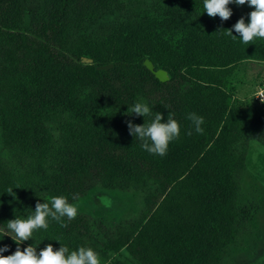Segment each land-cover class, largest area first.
<instances>
[{"label":"trees","instance_id":"16d2710c","mask_svg":"<svg viewBox=\"0 0 264 264\" xmlns=\"http://www.w3.org/2000/svg\"><path fill=\"white\" fill-rule=\"evenodd\" d=\"M22 1L0 0V118L7 145L34 163L14 170L0 157V225L27 218L53 196L71 202L97 179L108 188L150 184L158 189L146 197L141 218L116 239L109 235L108 249L125 248L140 264H219L249 216L236 206L246 144L264 138V112L240 104L230 80L237 64L264 62V39L246 45L233 27L250 18L230 7L228 20L210 17L204 0L131 8L121 0H41L24 30ZM115 11L124 14L69 47L77 31ZM145 59L169 79L158 80ZM138 98L152 109L140 125L157 113L162 122L171 113L180 123V137L163 157L144 151L117 117ZM193 112L204 118L202 134L187 119ZM52 126L71 146L47 164ZM64 220L67 227L49 218L28 244L0 231L2 254L29 245L39 253L49 243L100 252L88 216Z\"/></svg>","mask_w":264,"mask_h":264},{"label":"rangeland","instance_id":"374dc122","mask_svg":"<svg viewBox=\"0 0 264 264\" xmlns=\"http://www.w3.org/2000/svg\"><path fill=\"white\" fill-rule=\"evenodd\" d=\"M41 0L22 1L24 7L23 24L21 29H26L36 13ZM127 8L147 3L149 0H121ZM229 7L236 13L243 14L250 18L249 14L253 7L245 3L237 5L230 3ZM123 11H115L103 15L93 23H89L82 30L77 31L69 44L70 48L81 43V38L96 36L106 24L118 20L123 16ZM91 38V37H90ZM88 58L83 57V63H89ZM231 83L234 87V94L240 104L252 106L258 111L264 112V102L259 97L264 96V63L259 61H244L234 67L231 74ZM145 102L142 98L138 101ZM137 101V102H138ZM238 102V103H239ZM146 103V102H145ZM122 122L128 126L139 124L146 117L136 114H127V111L117 115ZM0 118V157L8 166L14 170H23L34 163L30 157L22 155L21 149L3 139ZM53 134V155L48 156L46 163L50 164L60 158V153L71 146L65 132L52 126ZM234 147L239 146L236 142ZM244 170L240 176L239 195L236 199L238 211H249V216L239 224L237 229L236 243L225 250L219 264H264V138L261 140H249L246 144L244 159ZM158 189L150 184L104 187L100 180L93 182L75 200L69 201L78 207V214L86 215L101 244L99 257L101 264H140L125 248L119 251L108 249V236L117 238L120 232H127L129 227L135 226L141 218L146 207V197ZM0 231L5 233L7 226L0 225ZM8 234L14 235L8 231ZM9 235V236H10ZM22 243L28 244L27 241Z\"/></svg>","mask_w":264,"mask_h":264},{"label":"clouds","instance_id":"9594fccd","mask_svg":"<svg viewBox=\"0 0 264 264\" xmlns=\"http://www.w3.org/2000/svg\"><path fill=\"white\" fill-rule=\"evenodd\" d=\"M244 5L245 3L253 7L250 12V20L245 22L241 17L235 24V32L239 33L241 41L246 44H253L257 39H264V0H204V8L210 17L219 16L222 20H228L232 15L229 8L230 3ZM228 35L234 36L232 30L228 29ZM264 102V96H256ZM150 116L152 109L145 102L138 101L127 114ZM198 134H202L204 129L201 127L204 118L196 113H189L187 116ZM163 121V114L157 113L149 123L132 124L128 123L130 134L142 141L141 148L153 155L163 157L167 155L169 144L179 139L181 126L180 123L169 113L167 121ZM191 135V131L188 132ZM12 190H10L11 192ZM78 215V207L68 201L64 196H53L50 202L37 203L34 214L27 218H15L7 221V230L14 235L5 231L4 235H10L19 245L33 237L34 231L38 229H47L49 218L60 223L61 227H67V220H73ZM7 251V246L0 247V264H101L99 254L91 247L81 246L77 250L70 251L67 246H61L58 250L53 248L49 243L46 247L37 253L36 247L29 245L21 250L17 247L11 255H3Z\"/></svg>","mask_w":264,"mask_h":264},{"label":"water","instance_id":"95a60500","mask_svg":"<svg viewBox=\"0 0 264 264\" xmlns=\"http://www.w3.org/2000/svg\"><path fill=\"white\" fill-rule=\"evenodd\" d=\"M89 63L92 62L91 59L87 60ZM144 66L154 74V76L160 80L161 82H165L169 79L167 72L163 69H154L153 63L149 59H145L143 62ZM112 67V64H107V65H101L97 66V69H109Z\"/></svg>","mask_w":264,"mask_h":264},{"label":"crops","instance_id":"0c3cea01","mask_svg":"<svg viewBox=\"0 0 264 264\" xmlns=\"http://www.w3.org/2000/svg\"><path fill=\"white\" fill-rule=\"evenodd\" d=\"M261 63H264V62H261Z\"/></svg>","mask_w":264,"mask_h":264}]
</instances>
